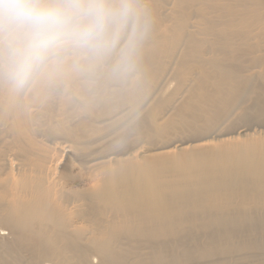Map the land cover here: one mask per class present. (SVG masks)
I'll return each mask as SVG.
<instances>
[{
    "label": "bare ground",
    "instance_id": "1",
    "mask_svg": "<svg viewBox=\"0 0 264 264\" xmlns=\"http://www.w3.org/2000/svg\"><path fill=\"white\" fill-rule=\"evenodd\" d=\"M138 1L132 0L136 11L130 20L131 24L125 23L120 28L111 47L90 52L75 50L73 53L74 50H71L72 53H68L69 51H66L62 62H50L41 67L22 86L14 84L9 79L1 83L0 127H10L20 134L25 131L26 121L34 118L28 110L30 105L32 102L41 103L45 99L44 88L49 82L60 81L73 85L74 89L77 88L76 91L80 90L75 93L85 97L84 89L87 84L85 81L82 83L83 77L92 72L94 74L100 65L107 66L110 59L112 62L110 68L109 65L108 69L104 68V71L100 73L99 81L107 83L116 80V84L121 83L122 80H127L128 76L127 73H121L119 68L133 70V74H139L141 80L137 79V83L133 81L132 88H128L129 85L125 89V97L124 92L120 93L124 89L121 88L122 90L119 91L121 96L118 95V91L116 95L107 90L106 98L99 95L94 98L90 94L88 99H84L86 103L84 112H91L95 110L94 107L100 110H96L93 119L109 117V120L113 119L115 123L121 103L130 102L132 105L141 106V110L142 107L149 106H146L150 100L147 95L151 88L148 87L158 83L157 79H162L163 74L167 73L165 64L162 63L164 59L169 60L174 55L176 58L177 55L175 61L179 59L193 61V64L182 69L172 62L175 67L171 68L173 73L170 81H175L174 88L172 89L168 84L169 87H162L163 90L159 92L160 97L156 98L153 104H150L153 102L150 100L148 104L151 107L142 110L145 115H141L142 122L139 123L141 125L131 129V132L144 135L147 146L144 153L156 152L139 157L123 158L126 151L132 148H126V150L121 148L123 140L120 139L118 141L121 145L118 143L116 148L119 147L118 149L122 150L115 149L117 152L109 153L113 156V161L112 158L101 160L110 156L102 155L96 158V163L90 167L91 170L98 171V175L94 177L97 185L85 196L95 204L96 211L101 216L102 214L107 216L105 225L95 224L96 226L85 229L83 226L75 225L72 219L78 217L81 210L78 209L74 213L67 212L68 206L65 205V200L60 197L61 195L57 196V190L51 191L50 188H44L42 178L40 180L36 178L35 181L33 178L32 182L27 181L29 176H19L14 179L7 175L6 178H1L3 172L0 171V201L3 202L0 204V230L2 224L6 225L17 233L20 241L24 235L29 237L37 234L38 236L46 235L44 240L36 239L34 242V247L38 248V251L41 250L43 257L37 264L70 263L64 252L53 248L57 239L67 243L72 238V243L67 244L70 247L74 243L80 246L88 244L90 248L92 247L90 251L89 249L79 251L82 264H103L110 254L109 248H112L117 236L121 233L132 237L145 235L157 237L172 231L175 225L178 228L189 220L194 221L191 220L193 215H200L201 219L202 215L206 214V220L221 222L228 219L223 215L232 206L255 204L264 209V137L256 139L244 134L241 140L227 137L214 142L220 135L234 133V131L222 130L220 127L229 121L232 111L242 101V92L250 91L251 86L239 78H234L230 72L232 68H222L216 63L212 65L214 60L205 57L207 53L190 36L189 30L193 28L189 24L190 15L184 13L182 9L186 0H170V3L166 4L168 8L167 6L162 8L165 4L164 0H155L149 8L152 9L155 6L152 9L154 15L150 18L156 19V22L146 25L142 22L146 15L138 10ZM254 5H264V2ZM159 8L166 10L159 15ZM202 10L205 14L206 8L202 7ZM161 23L163 25L167 23V26L165 24V27H160ZM263 23L264 12L255 7L238 25L257 26ZM218 34L223 35L221 32ZM219 45L218 43L215 47ZM113 46L116 50L111 52L110 49H113ZM116 52L120 53L115 56ZM69 55L74 57L69 58ZM83 55L86 57L80 59ZM104 60L107 62H103ZM263 67L262 65L261 68ZM258 77L264 80V72ZM120 83L118 86L123 84V82ZM161 85L164 86L162 83ZM159 87L157 85V88ZM153 88L154 86L151 90ZM156 91L158 92L159 89ZM97 112L100 113L96 115ZM90 114L94 115V112ZM85 120L84 117L78 122ZM212 125L210 134L201 135L203 129ZM87 127H90L94 134L100 132L91 121L86 122ZM258 128L261 127L258 126ZM186 133L196 135L185 137ZM207 135L212 139L211 141H205L208 138ZM192 141L200 142L188 145ZM171 146L173 148L169 149ZM41 162L40 160L39 169L42 166ZM37 173L43 175L41 170ZM1 184L12 187L15 192L13 190L9 195ZM17 195L25 196L17 198ZM7 198L10 199L7 200ZM79 199L82 201V196H79ZM187 214L191 215L189 220L186 219ZM211 214H217L220 217H214L216 215ZM88 230L92 235V238H89L90 241L88 239L87 244L77 243L78 237L82 236L83 232H89ZM0 239L3 240L1 234ZM92 257L95 259L90 262L88 258Z\"/></svg>",
    "mask_w": 264,
    "mask_h": 264
},
{
    "label": "rangeland",
    "instance_id": "2",
    "mask_svg": "<svg viewBox=\"0 0 264 264\" xmlns=\"http://www.w3.org/2000/svg\"><path fill=\"white\" fill-rule=\"evenodd\" d=\"M139 1V9H137L146 15L142 22H145V25L155 23L156 19L150 18L154 15L152 9L155 6H150L152 9L149 8V5H153L155 0ZM169 1L164 0L165 4L162 8H166V4L170 3ZM261 1L264 2V0H186L185 4L182 5L183 12L190 15L191 20L189 24L193 26L189 30L191 32L190 36L194 39L195 43L202 46V50L207 53L205 57L214 60L212 65L216 63L217 66H221L222 68H232L230 72L234 78H239L251 86L250 91L246 90V92H242V101L239 106L232 111V116L228 118L229 121L220 127L222 130L226 129L234 131V133L220 135L214 142L227 137L241 140L245 135L256 139L264 137V80L258 77L260 73L264 72V67L261 68L262 65L264 66V23L257 26L248 24L238 25L248 17L253 8L256 7L261 12H264V5H254ZM202 7L206 8L205 14L202 12ZM162 8H159V15L166 10ZM133 16L128 19L126 24H131L130 20ZM162 22L164 23V21ZM165 24L167 26V23ZM162 25L161 23L160 27H165ZM210 27L211 29H209ZM219 32L223 35L218 34ZM218 43L220 45L215 47ZM115 48H111L110 51L113 52L116 50ZM120 49L122 48L120 47ZM71 50L73 49H68L67 52H75V50L72 52ZM119 53L116 52L115 56ZM71 56L72 58L74 57L73 55H69L68 57L71 58ZM174 56L169 60L164 59L162 61L165 64V71L167 73L163 74L162 79H157L158 83L160 81L159 84H153L155 92L151 90L152 85L148 87L151 88L150 90L148 89L151 94L149 93L147 96L151 101L153 100V102L149 100L148 103L151 102L150 104H153L154 100L160 97V91L164 87L166 88L170 85L172 89L174 88L175 81L170 80L173 73L172 70L176 64L180 69L193 64L192 60L179 59L175 61L177 55L176 58ZM85 57L83 55L80 59ZM110 61H108L109 68L110 63H112ZM172 62H175V66ZM108 65H100L101 67L98 66L99 69H96V73L94 72L93 74L92 72L90 75H87L88 78H86L87 76L83 77L82 83L85 81L87 84V87L84 89L85 97L77 95L75 92H79L80 90L76 91L77 88L74 89L73 85L60 81L49 82L44 88L46 91H43L45 99L41 103L32 102L30 105L28 110L34 118L31 121H26L27 125L25 124L24 132L17 134L16 130L10 127H0V167H2L0 171L3 172L1 178H6L7 175L14 177V179L19 176H29L27 178L29 182L35 181L36 178H39V180L42 178L44 188H50L51 191L57 190V196L61 195L60 197L65 200V205L68 206L67 212L74 213L78 209L81 210L79 216L72 220L75 225L83 226L84 229L87 227L92 228L96 226L95 224L105 225V222L108 220L106 215L102 214L101 216L96 211L95 204L90 202V199L85 196L97 185L94 177L98 175V171H93L90 168L96 163V158L108 155L112 151L117 152V150H122L121 148L125 150L126 148H132L126 151L123 158L129 156L139 157L156 152L148 151L144 153L143 151L147 148L144 142V135L131 132L138 125H141L139 124L140 118L145 115V112L143 113L142 110H147L151 107L150 104L147 103L146 106L149 105L147 106L148 108L142 107L141 110V106L132 105L130 102L121 103V107L118 109L121 117L118 115L119 118L116 117L115 123L113 119L109 120V117L100 118L101 120L95 117L94 120L93 117L96 110L100 111L95 107V110H91V112L86 113L83 111L86 105L85 100L90 97L88 95L91 94V97L94 98L98 95L106 98L108 91L114 92L117 95V91L119 93L122 90L121 88H124L120 93L123 94L124 92L123 95L125 97V89L129 85L128 88H132L131 84L141 80L139 74L135 72L133 74V70L121 67L122 69L119 68L121 70L119 71L127 73L126 75L128 76L126 77L128 78L127 80H122L123 84H121L122 82H117L116 84V80L114 82L108 81L109 83L99 81L100 73L104 71V68L107 67L108 69ZM172 67L173 69H171ZM210 68L213 67L210 66ZM131 75L134 76L132 77ZM6 79L5 76L0 75V89L2 88L1 83ZM130 80L132 81L131 83ZM119 83L121 84L120 86H118ZM79 84L81 83L79 82ZM157 85L158 87L161 85V88H157ZM171 87L170 90H172ZM156 89H159V91L157 92ZM152 92L160 95L155 97L156 95L154 94L153 96ZM120 93L118 95L121 96L122 94ZM127 103L130 104L128 105ZM130 106L133 107L130 108ZM92 111L94 115L90 114ZM98 113L100 112H97L96 115ZM84 117L86 118L84 122H78L81 118L84 119ZM90 121L93 125L95 123V126L100 131L99 133L94 134L90 127L86 128V122ZM258 126L261 128H258ZM212 127L213 125L203 129L201 135L210 134ZM14 132L16 133L14 134ZM195 135L194 133H186L184 136L191 137ZM120 139L123 140L122 145L118 141ZM211 140L208 137L205 141ZM115 141H118L117 144ZM199 142L192 141L188 145H194ZM118 143L122 146L120 149H118L119 147L116 148L119 145ZM172 148V146L169 147V149ZM110 156L101 160L112 158L113 161V156ZM40 160L42 161L41 169H39ZM39 170H41L43 175L37 173ZM1 187L9 195L14 190L6 184H1ZM21 196L17 195V198H24L25 195ZM79 196H82V201L78 200ZM54 197L56 198V195ZM9 199L7 198V200ZM0 204H3V202L0 201ZM81 205L83 207L78 208ZM187 215L186 219L189 220L191 215ZM211 215H216L214 217L218 216L217 214ZM199 216L193 215V219L191 220L194 221L189 220V222L179 225L178 228L175 225L172 231L157 237H147L146 235L132 237L121 233L117 236L112 248H109L111 250L110 254L103 264H107V262L109 264H264L263 208L255 204L241 207L232 206L223 215L228 219L221 222L206 220V214L205 216L202 215L203 218L201 219ZM196 217L198 218L196 219ZM1 226L0 234L3 240L0 239V264H37L41 261L43 258L41 256L42 252L40 249L38 251V248L34 247V242L36 239L44 240L46 235L38 236L37 234L31 237L24 235V238L22 237L23 239L21 238L20 241L16 232L10 230L6 225L2 224ZM88 231L83 232L82 236L78 237L77 243L87 244L90 241L89 238H92V235H90L91 231ZM70 239L72 241V238ZM56 241L57 243H55ZM71 241L68 240L66 243V241L57 239L54 242L53 248L64 252L65 257L70 260L69 264H82L79 258L81 257L79 251H82V249H89L90 251L92 247L90 248L88 244L80 246L75 243L71 244L72 247L67 246L68 243H72ZM63 243L65 244L64 246ZM92 258H88L90 262L95 259L94 257Z\"/></svg>",
    "mask_w": 264,
    "mask_h": 264
},
{
    "label": "clouds",
    "instance_id": "3",
    "mask_svg": "<svg viewBox=\"0 0 264 264\" xmlns=\"http://www.w3.org/2000/svg\"><path fill=\"white\" fill-rule=\"evenodd\" d=\"M135 11L132 0H0V75L22 86L68 49L109 48Z\"/></svg>",
    "mask_w": 264,
    "mask_h": 264
}]
</instances>
